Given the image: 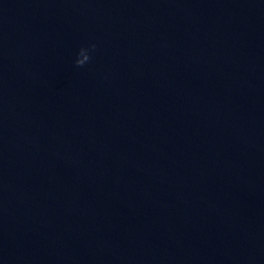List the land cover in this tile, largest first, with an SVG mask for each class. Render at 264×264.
Returning a JSON list of instances; mask_svg holds the SVG:
<instances>
[{"label":"water","instance_id":"obj_1","mask_svg":"<svg viewBox=\"0 0 264 264\" xmlns=\"http://www.w3.org/2000/svg\"><path fill=\"white\" fill-rule=\"evenodd\" d=\"M0 264H264V0H0Z\"/></svg>","mask_w":264,"mask_h":264},{"label":"clouds","instance_id":"obj_2","mask_svg":"<svg viewBox=\"0 0 264 264\" xmlns=\"http://www.w3.org/2000/svg\"><path fill=\"white\" fill-rule=\"evenodd\" d=\"M97 47L96 42L92 41L89 42L88 44H86V47H82V51H88L90 53V55L88 56L87 59H81V58H77L75 60V64L77 65H84L86 64V62L90 61L92 59V50L95 49Z\"/></svg>","mask_w":264,"mask_h":264}]
</instances>
